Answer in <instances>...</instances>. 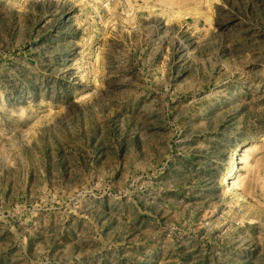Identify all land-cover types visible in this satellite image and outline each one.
<instances>
[{
	"label": "rangeland",
	"instance_id": "374dc122",
	"mask_svg": "<svg viewBox=\"0 0 264 264\" xmlns=\"http://www.w3.org/2000/svg\"><path fill=\"white\" fill-rule=\"evenodd\" d=\"M0 264H264V0H0Z\"/></svg>",
	"mask_w": 264,
	"mask_h": 264
},
{
	"label": "bare ground",
	"instance_id": "6f19581e",
	"mask_svg": "<svg viewBox=\"0 0 264 264\" xmlns=\"http://www.w3.org/2000/svg\"><path fill=\"white\" fill-rule=\"evenodd\" d=\"M231 176H232V175H231L230 173H227V174L224 176V177H225V178H224V181H228V180L231 181V179H232ZM232 181H233V180H232ZM232 181H231V182H232ZM231 188L236 189V188H237L236 183L234 184V182H232V187H231Z\"/></svg>",
	"mask_w": 264,
	"mask_h": 264
}]
</instances>
